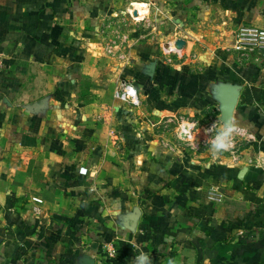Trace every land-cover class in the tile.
Instances as JSON below:
<instances>
[{
  "label": "crops",
  "instance_id": "1",
  "mask_svg": "<svg viewBox=\"0 0 264 264\" xmlns=\"http://www.w3.org/2000/svg\"><path fill=\"white\" fill-rule=\"evenodd\" d=\"M118 2L0 0V264H264V51H213L200 70L143 44L109 56L90 26ZM226 4L264 28V0ZM125 78L139 105L115 97ZM234 90L250 147L184 150L181 121L221 127Z\"/></svg>",
  "mask_w": 264,
  "mask_h": 264
},
{
  "label": "rangeland",
  "instance_id": "2",
  "mask_svg": "<svg viewBox=\"0 0 264 264\" xmlns=\"http://www.w3.org/2000/svg\"><path fill=\"white\" fill-rule=\"evenodd\" d=\"M159 1L135 0V4H130V0H119L117 7H113L118 14L108 12L101 18L91 20L93 26L90 27L94 32L101 33L108 42L113 40L111 44L104 42L105 46L118 47L115 52H110L107 47V55L122 59L119 56L121 52L127 53L133 45L143 44L148 48L154 47L164 57L169 56L173 66L191 65L200 70L211 61L210 56H214V52L233 50L235 37L243 25L235 24L232 15L226 13L229 7L226 0H201L203 4L200 5H192L196 0H184V3L180 2L182 0ZM144 2L149 5L147 11ZM161 4L166 5L165 8L161 9ZM137 6L141 9L135 13L133 9L138 8ZM179 38L186 42L181 48L176 46ZM217 115V109L204 112L200 114V122L209 123ZM177 125L178 123L171 122L167 129L172 132ZM212 125L201 130L196 134L197 137L184 139V150L210 148V142L220 128L216 126L217 129L208 131ZM250 145L251 140L239 139L236 135L232 150L225 154L234 156Z\"/></svg>",
  "mask_w": 264,
  "mask_h": 264
},
{
  "label": "built area",
  "instance_id": "3",
  "mask_svg": "<svg viewBox=\"0 0 264 264\" xmlns=\"http://www.w3.org/2000/svg\"><path fill=\"white\" fill-rule=\"evenodd\" d=\"M232 49L243 58H251L259 54V52L264 51V28H259L256 26L241 27L235 37V42L233 44ZM109 51L111 52V50ZM129 87L134 88L136 90L135 97L126 96V89H128ZM122 96H125L126 98L121 99ZM115 97L123 102L130 103L133 105L140 104L138 89L133 80L127 78L121 80L119 86L115 90ZM194 130L195 124L193 122L183 120L179 124L178 135L182 139H186L192 137ZM183 133H186L189 136L183 137ZM83 173H86V171ZM223 196L224 195L216 189H212L208 194V198L212 201H221L223 199ZM35 199L41 201V199L39 198ZM110 253L114 256L117 253L116 248H112Z\"/></svg>",
  "mask_w": 264,
  "mask_h": 264
},
{
  "label": "clouds",
  "instance_id": "4",
  "mask_svg": "<svg viewBox=\"0 0 264 264\" xmlns=\"http://www.w3.org/2000/svg\"><path fill=\"white\" fill-rule=\"evenodd\" d=\"M135 95L136 90L134 88L129 87L126 89L127 97H135ZM125 98V96L121 97V99ZM212 129H217L215 124H213L208 131ZM217 130V135L210 142V155L214 159L218 158L223 153L230 152L232 150L234 138L241 131L234 118L229 119ZM134 264H151V259L148 254L141 252L136 258Z\"/></svg>",
  "mask_w": 264,
  "mask_h": 264
},
{
  "label": "water",
  "instance_id": "5",
  "mask_svg": "<svg viewBox=\"0 0 264 264\" xmlns=\"http://www.w3.org/2000/svg\"><path fill=\"white\" fill-rule=\"evenodd\" d=\"M185 40L182 39V38H179L176 40V46L178 48H181L185 45ZM238 97H239V91L238 90H234L232 92L229 93L228 95V101L225 105V111H226V114H227V120L228 121L229 119H232V115H233V112L235 110V107H236V104H237V100H238ZM183 137H188L189 135L186 134V133H183L182 134ZM138 221V217L135 219V223ZM87 264H94L93 262H88Z\"/></svg>",
  "mask_w": 264,
  "mask_h": 264
}]
</instances>
